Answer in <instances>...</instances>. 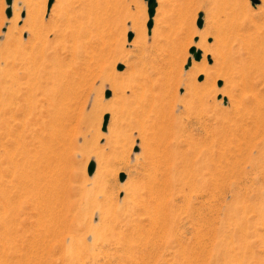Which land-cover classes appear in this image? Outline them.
I'll use <instances>...</instances> for the list:
<instances>
[{
  "label": "rangeland",
  "instance_id": "rangeland-1",
  "mask_svg": "<svg viewBox=\"0 0 264 264\" xmlns=\"http://www.w3.org/2000/svg\"><path fill=\"white\" fill-rule=\"evenodd\" d=\"M47 3L0 0V264H264V54L237 92L208 15L264 0H156L150 32L144 0ZM155 78L165 117L133 128Z\"/></svg>",
  "mask_w": 264,
  "mask_h": 264
},
{
  "label": "bare ground",
  "instance_id": "bare-ground-1",
  "mask_svg": "<svg viewBox=\"0 0 264 264\" xmlns=\"http://www.w3.org/2000/svg\"><path fill=\"white\" fill-rule=\"evenodd\" d=\"M224 8L226 9V5H225ZM217 11H219V10H217ZM230 11H231V9H230ZM232 12H233V10H232ZM226 13L227 12L224 9L222 11H220L219 13H217L216 10H215V12H214V10L213 11H208L209 21H210V23L213 24V27H215V29L217 31V33H216L217 36L216 37H221L222 38V42H219L217 44V45H219V47L218 46L217 47H218L219 50H221L220 53H222V54L224 53V55L227 56L226 57V61L222 59L223 61H225V63L223 62V65L227 64L228 67L232 66L233 67L232 70H234L235 72L238 73V76L240 77V81L241 82H239V83L236 82L237 85L235 86V90L237 92H244V91H248V90L252 91L254 89V85H255L254 82H252V78L255 75L253 69H254V66H256V64L258 63L259 59H261L262 55L264 54V44H263V42H264V22L261 23V24H258V23L255 24V23H253L252 18L250 16H248L246 13H242L243 14L242 15V14H239V10L235 11V9H234V12L232 13V16H231V22L228 23V24H225L224 21L226 20L225 19L226 18V16H225ZM222 17H225L224 18L225 20H223V24L220 27L218 26L216 28L217 24L219 23V21H221ZM227 17H228V15H227ZM214 24H215V26H214ZM131 30L133 31V33H135L134 36H135L136 39L139 40V42L141 41V42H144V44L146 43V34H145V31L143 30L142 24L140 22H133V24L131 25ZM249 31H252V32H249ZM208 33L209 32H206L205 35H203V36H206ZM170 44H172V43H170ZM201 44H202V41L200 40L199 41V45H201ZM204 46H206V45H204ZM168 48L170 49V47H168ZM175 48H176V44H175ZM207 49L208 48L206 46V51H207ZM218 49H216V50H218ZM222 58H224V56ZM168 59H169V57H168ZM203 65L197 66L196 68L197 69H202ZM224 66H225V68L227 67L226 65H224ZM227 69H229V68H227ZM231 73H232V71H231ZM255 73H257V72H255ZM156 79H159V78L152 79L153 83H151V86H150L151 92L154 91L152 100H148L146 97H142L140 99L136 98V101L134 103H132V104H134V106L130 107V108H128L129 106L127 107V109H129L128 111H130V109L132 108V111H131L132 114H133L132 116L136 117L135 119H134V117H132L134 122L132 123L131 127H133V128L137 127V125H139V124L141 125V123H143L142 117L145 116L146 118H149L150 117L149 114L151 115V113H156V114H157V112L160 113V114L162 113V115H164V117H165L164 109H166V108H164L161 105L157 107V100L159 99L158 91L161 89V87L159 85H157ZM149 81L151 82V80H149ZM134 83H135V86H136L137 85L136 82L133 81V84ZM145 85H147V84H145ZM130 86L133 87L134 85L132 86V84H131ZM130 86H128V87H130ZM148 87H149V85H148ZM133 89H137V86L134 87ZM148 91H149V89H148ZM154 93H156V94H154ZM258 93H259V91L255 95H259L261 92L259 94ZM134 95L136 96V93H134ZM148 95H150V94H148ZM261 95H259V96H261ZM259 96H257V97H259ZM257 97L253 96V99L256 98L255 99V104H256V102L259 104L258 101H260V99L257 98ZM247 100H248V98H246V97L245 98L242 97L241 99H239V101H238L239 102L238 103L239 106L246 105V103H248ZM256 100H258V101H256ZM251 101H254V100H251ZM251 101H249V103H248L249 105H250ZM129 105L131 106V103ZM261 105L264 106V102ZM255 106L258 107V105H255ZM263 106H261V107H263ZM244 107L246 108V106H244ZM252 107H253V105H252ZM259 107H260V105H259ZM253 108H255V107H253ZM253 108L250 109V110H252V112H253ZM258 109H256V110H258ZM259 110H261L260 112L262 113V109H259ZM259 110H258V112H259ZM128 111H127V113H128ZM254 113H257V111H255ZM256 115H258V113ZM120 124H121V119L120 118L118 119V118L114 117L112 122H111V126L108 129L109 135H112L113 133H114V135H116V131L120 127ZM164 124L166 125L168 123L165 122ZM162 125H161V127H162ZM159 129H160V127H159ZM161 129L163 130L164 128H161ZM162 130H161V133L163 134ZM157 132L158 131H156V133ZM153 134H155V133H153ZM154 136H156V135H154ZM115 137L116 136H114L113 138H115ZM158 141H160V140H158ZM105 167H106V164L100 158L98 163H97V171H96L97 173L96 174H98V173L100 174ZM88 200L85 199V204L89 203Z\"/></svg>",
  "mask_w": 264,
  "mask_h": 264
},
{
  "label": "water",
  "instance_id": "water-1",
  "mask_svg": "<svg viewBox=\"0 0 264 264\" xmlns=\"http://www.w3.org/2000/svg\"><path fill=\"white\" fill-rule=\"evenodd\" d=\"M146 2V5H147V15H148V21L146 23V27L148 29V32H150V29L152 27V24H153V21H152V18H153V15H154V12H155V7H156V0H144ZM6 4H7V7L5 9V15L7 17H10L11 15V8H10V4L12 3V0H5ZM52 4V0H48V3H47V6L48 8H50ZM202 24H203V19H202V13H199L198 14V18H197V21H196V26L198 28H201L202 27ZM133 37V33L130 31L127 33V40L130 41ZM195 41H197V38L194 39ZM189 53L192 55L193 59L198 61L200 60L202 54H201V51L196 49L195 47H191L189 49ZM207 60L208 62H211V59L210 57H207ZM191 64V59H188L187 60V63L186 65H184V69L186 70ZM123 68V65L122 64H119L117 66V69L118 70H122ZM202 77L200 76L198 78V80H201ZM218 85H221L220 81L218 82ZM110 96V91L107 90L105 92V97H109ZM225 101V100H224ZM108 118H109V115L108 114H105L103 116V122H102V127H101V130L102 131H105L106 130V126H107V122H108ZM137 149L135 148L134 151H136ZM94 167H95V164H94V161H91L88 166H87V173L88 175H91L92 172L94 171ZM124 177L125 175L123 173H120L119 175V180L120 181H123L124 180Z\"/></svg>",
  "mask_w": 264,
  "mask_h": 264
}]
</instances>
